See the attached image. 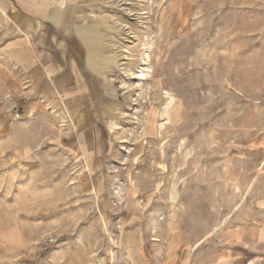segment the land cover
Here are the masks:
<instances>
[{
  "label": "rangeland",
  "instance_id": "374dc122",
  "mask_svg": "<svg viewBox=\"0 0 264 264\" xmlns=\"http://www.w3.org/2000/svg\"><path fill=\"white\" fill-rule=\"evenodd\" d=\"M41 2L87 102L0 106V264H264V0Z\"/></svg>",
  "mask_w": 264,
  "mask_h": 264
},
{
  "label": "crops",
  "instance_id": "0c3cea01",
  "mask_svg": "<svg viewBox=\"0 0 264 264\" xmlns=\"http://www.w3.org/2000/svg\"><path fill=\"white\" fill-rule=\"evenodd\" d=\"M41 1L0 0L3 134L16 135V131H7L13 112L24 103L28 111L35 110L43 98L41 95L50 103L87 102V69L71 53L70 38L56 31L52 19L46 18ZM74 85L78 93L73 95ZM15 129L14 126L12 130Z\"/></svg>",
  "mask_w": 264,
  "mask_h": 264
},
{
  "label": "trees",
  "instance_id": "16d2710c",
  "mask_svg": "<svg viewBox=\"0 0 264 264\" xmlns=\"http://www.w3.org/2000/svg\"><path fill=\"white\" fill-rule=\"evenodd\" d=\"M71 53H72V51H71Z\"/></svg>",
  "mask_w": 264,
  "mask_h": 264
},
{
  "label": "bare ground",
  "instance_id": "6f19581e",
  "mask_svg": "<svg viewBox=\"0 0 264 264\" xmlns=\"http://www.w3.org/2000/svg\"><path fill=\"white\" fill-rule=\"evenodd\" d=\"M136 151V150H135Z\"/></svg>",
  "mask_w": 264,
  "mask_h": 264
}]
</instances>
